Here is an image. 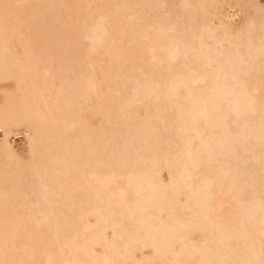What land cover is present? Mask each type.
Here are the masks:
<instances>
[{
    "label": "bare ground",
    "instance_id": "bare-ground-1",
    "mask_svg": "<svg viewBox=\"0 0 264 264\" xmlns=\"http://www.w3.org/2000/svg\"><path fill=\"white\" fill-rule=\"evenodd\" d=\"M0 128V264H264V0H0Z\"/></svg>",
    "mask_w": 264,
    "mask_h": 264
},
{
    "label": "rangeland",
    "instance_id": "rangeland-1",
    "mask_svg": "<svg viewBox=\"0 0 264 264\" xmlns=\"http://www.w3.org/2000/svg\"><path fill=\"white\" fill-rule=\"evenodd\" d=\"M225 12H226V15H228L229 18L232 20V22L235 24H238L245 15L250 14L249 10L243 11L241 6L239 4H236L235 2H231L230 4L226 5ZM2 133H3V131L1 129L0 137L2 136ZM23 135L24 136L21 139L19 138V139L15 140V138H14L13 140H15V142L14 141L13 142L16 144L17 150L21 154L26 155L27 149H28V143H27L25 134H23ZM164 176H166L165 171H164Z\"/></svg>",
    "mask_w": 264,
    "mask_h": 264
},
{
    "label": "built area",
    "instance_id": "built-area-1",
    "mask_svg": "<svg viewBox=\"0 0 264 264\" xmlns=\"http://www.w3.org/2000/svg\"><path fill=\"white\" fill-rule=\"evenodd\" d=\"M0 133H1V129H0ZM22 135H21V133H19V134H17L14 138H19V137H21Z\"/></svg>",
    "mask_w": 264,
    "mask_h": 264
}]
</instances>
